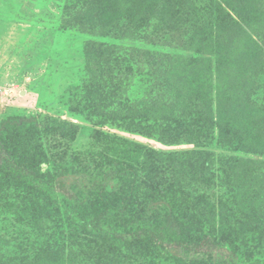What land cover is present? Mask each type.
<instances>
[{"label": "rangeland", "instance_id": "obj_1", "mask_svg": "<svg viewBox=\"0 0 264 264\" xmlns=\"http://www.w3.org/2000/svg\"><path fill=\"white\" fill-rule=\"evenodd\" d=\"M94 5L98 8V0H0V121L34 115L38 121L46 116L59 121L55 134L42 131L34 139L46 153L62 143L59 163L76 172L63 179L78 186L82 202L91 198L97 177L102 178L114 161H123L145 180L140 191H148L153 183L177 189L179 199L184 196L187 203L182 209L190 210L179 221L185 229L195 222L209 235L228 238L239 251L238 264H264V254L248 255L254 245L264 248V141L247 138L248 153H229L216 146L196 148L192 131L179 138L162 131L168 123L162 116L179 117L177 105L187 98L178 93L181 87H168L165 55L189 52L185 43L191 30L166 41L167 28L161 29L160 23L168 17L169 4L160 0L155 28L104 39L99 30L88 27L97 18L92 17ZM243 6L244 0H239L236 8L242 14ZM100 41L106 42L112 57L125 59L123 63L112 58L101 64L92 54L105 48L98 46ZM212 85L214 108L216 81ZM201 86L202 91L208 88ZM89 88L93 95L89 99L107 113L103 126H99L103 115L98 109L93 112L90 104L83 107L79 97ZM71 99L80 100L82 107L72 109ZM199 108L210 111L208 101L197 98L189 110ZM140 113L145 120L136 117ZM183 116H189L188 110ZM192 150L203 155L188 158ZM47 162L40 164L41 169H52ZM82 170L91 179H84ZM35 192L16 187L0 173V264H215L214 258L181 257L174 249L141 245L113 249L108 240L93 243L67 227ZM43 210L50 212L48 218L41 216Z\"/></svg>", "mask_w": 264, "mask_h": 264}, {"label": "trees", "instance_id": "obj_2", "mask_svg": "<svg viewBox=\"0 0 264 264\" xmlns=\"http://www.w3.org/2000/svg\"><path fill=\"white\" fill-rule=\"evenodd\" d=\"M159 1L98 0V8L94 5L96 12L92 16L97 17L96 21L88 27H95L100 31L98 36L104 39L127 38L132 33L151 30L157 25L154 16ZM238 1L167 0L168 17L163 24L160 23L161 29L167 28L164 31L166 41L174 35L184 34L187 28L191 30L187 33L191 35L188 43L184 42L189 52L165 55L163 73L170 74L168 87H181L178 93L187 98L177 105L181 110L179 117L162 116L168 122L162 131L177 138L192 131V144L196 148L216 146L229 153H248L247 140L264 141V3L261 0H244L243 7L247 11L244 9L242 14L236 8ZM165 21L169 23L165 24ZM97 44L99 47L105 45V48L92 53L101 64L106 65L112 58L119 63L125 60L112 57L106 42ZM100 72H103L102 69ZM213 80L217 89L214 108ZM225 80L226 84L231 82L229 87H225ZM202 84L208 86L206 91H202ZM90 90L82 92L79 97L83 107L90 104L93 112L98 109L103 115L99 120V126H103L107 113L99 110L98 102L89 99L93 97ZM71 91L77 97L76 88ZM197 98L206 101V104L208 101L209 113L201 108L190 111ZM69 102L74 110L81 106L80 100L71 99ZM187 110L189 116H183ZM91 116L87 115L88 118ZM136 117L142 121L146 115L140 113ZM48 118L42 117L38 121L37 115L10 116L0 121V173L16 187L32 193L36 191L67 227L75 229L78 235L93 243L108 240L106 242L113 249L134 245L156 246L174 249L181 257L204 255L214 258L215 264H238L239 251L228 238L209 235L197 229L195 222H189V229L182 226L179 220L190 209H182L187 200L183 195L181 199L177 197V189L150 183L148 191H140L145 180L123 161L110 164L103 171L102 178L94 176L99 180L89 191L91 198L82 202L78 186L66 184L63 179L76 172L71 165L59 163L64 155V150L60 148L62 143L58 142L56 150L46 153L34 139L42 131L56 133L57 125H54L59 121ZM134 118L131 115V119ZM243 123L247 124L245 128ZM186 155L191 158L203 154L192 150ZM229 159L234 162L239 160L237 157ZM46 161L52 169H41L40 164ZM80 174L87 180L92 177L87 170L80 171ZM41 216L48 218L50 212L43 210ZM263 249V246L254 245L248 249V255H263Z\"/></svg>", "mask_w": 264, "mask_h": 264}]
</instances>
